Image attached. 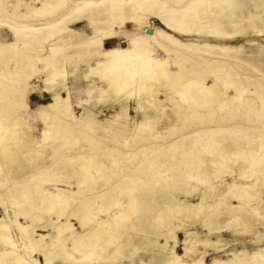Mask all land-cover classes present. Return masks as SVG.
I'll list each match as a JSON object with an SVG mask.
<instances>
[{
	"label": "bare ground",
	"instance_id": "bare-ground-1",
	"mask_svg": "<svg viewBox=\"0 0 264 264\" xmlns=\"http://www.w3.org/2000/svg\"><path fill=\"white\" fill-rule=\"evenodd\" d=\"M99 2H102L103 5ZM163 2L168 5L164 6ZM33 3L36 5H31ZM180 3L182 4L179 5ZM249 3H252L254 7L262 8L261 16L251 11L246 14L240 12V9L237 10ZM263 4L264 0H140L130 6L127 1L123 0H0V15L3 12H8L10 17L12 15L14 18L18 14L23 15L26 18L22 23L32 27L31 34L30 32L24 34L27 37L23 39L24 46L13 49L12 42H2L3 31L0 26V171L4 172V178L10 183L21 176L36 175L33 172L47 175L46 180L32 186H15L11 183L0 190V206L8 202L10 204L7 208H3L1 211L3 214L0 215V264H35L34 261L16 253L21 248L27 252L34 250L41 252L44 261L51 264L50 253L53 247H62L63 243L72 236L77 237H72L74 239L73 246L76 249L84 248L86 253L92 252L99 246L101 248L108 247L117 240L118 232L125 227V224L134 218L138 221L140 232L148 234V237L152 233H156L157 237H164L162 243L158 242L157 238L153 240L148 237L136 238L139 241L144 239V242L156 246L157 250L150 255V264H205L203 259L207 251L200 252L199 259L187 261L185 258L190 257L191 252L198 245L204 247L225 246L227 243L219 236L216 240L210 237L215 233V229L225 228L234 233L237 220H243L242 229L246 228V220L251 215L256 213L258 219L262 218L257 210L250 207V201L253 198L263 200L257 189L264 182V136L257 134L251 137L246 133V129L259 130L264 127V43H256L252 40L249 44L253 45V57L248 59L241 55L242 45L228 44L224 40L239 36L240 32L245 33L248 29H252L253 35H263L264 37ZM86 8L88 10L81 17L87 22L85 28L91 29L92 34L84 39L86 44L81 52V61L87 65L83 77L89 80L85 87L91 93L93 86H97L98 92L95 90L97 93L93 95L95 98L93 107L99 102H104L109 103L106 107L117 106L119 109L114 110L101 121L96 119V112L92 108L85 107L79 117L72 112L69 101L71 88L70 84L66 83L68 73L64 66H60V58L55 56L60 51L59 47L55 45L61 42L62 38L52 39L50 43L53 61L44 62L39 55L32 58L27 56L29 50L26 45H29L31 50L42 47L41 38L38 36L41 27L54 28L65 19L68 12H72V10L82 12ZM140 11L151 12L171 31H166L159 26L153 27V40L163 51L165 57L156 55L154 50L149 48V42L141 35H137L130 41H124L125 44L122 42L123 46L111 48L103 46V41L106 39L119 36L123 39L124 34L118 29L123 24L134 21ZM20 15L18 16L20 17ZM8 26L12 28L15 24ZM74 30L80 33L83 31L77 27H74ZM15 32L20 34L19 30H15ZM52 35L53 33H48L42 38V41H48ZM194 35L206 38L192 37ZM32 41L34 45H30L33 43ZM184 57L190 58L184 62L182 61ZM259 57H262L263 60ZM29 59L32 60L29 61ZM90 60L94 62L89 63ZM229 61L231 62L229 63ZM28 62H30L28 66L30 72L38 68V73L43 74V78H41L43 85L37 87V92L42 93V90H45L50 94L51 101L38 105L32 109V112L34 118L39 119L43 124V140H51L48 144L51 147V154H44L40 151L39 147L43 146V143H37L34 136H28L29 133L27 137L17 136L19 129L17 130V116L14 112L17 108H24L28 105L25 95L30 87L26 88L25 86L29 85V74L24 75L22 72ZM36 62H39L38 66ZM242 62L247 63L255 70L258 75L255 82L252 80L251 72L243 71L242 74L239 71L242 69L240 66ZM171 65L175 67L173 71L169 69ZM197 65L201 67H197ZM203 65L207 66L202 68ZM231 71L236 72V77L232 78L233 80L226 78ZM239 75H244L248 81L247 84L237 85L235 82L237 87L232 90L234 93H228V89L226 90L225 87L234 84V81L239 79ZM205 77L211 78L209 83H205ZM153 82L161 86L160 92L149 85L154 84ZM100 83L103 86H100ZM250 85L253 86L252 90L249 89ZM34 87L36 86H32L31 90ZM62 87L66 88V97L60 94ZM159 93L164 94L166 99L169 98L168 100L172 98L178 117L177 120L175 119L176 121L170 120L161 131L157 128V124L165 114V106L163 105L164 100L158 97ZM251 93L254 95L251 96ZM120 94L124 97H120ZM118 95L119 97H117ZM129 98L136 104V118H133L135 125L133 129L129 130L132 134H129L142 137V139H166L171 137L177 125L185 124L191 117L195 127L190 131L191 133L182 135L181 139L191 140L190 143L194 141L196 143L199 138L206 141L199 147H191L189 143L183 144L182 147L173 146L172 142L152 145L145 143L142 145L140 153H134V159L137 162L135 164L146 163L152 168L156 164L164 163V161L158 160L161 154H167L169 157L173 155L174 150L189 148L194 152H185L184 154L192 155L194 157L193 165L196 164V168L189 171L211 176L215 173L218 163H225L230 159L238 161L236 159L240 156L241 164L247 163L245 166L247 169H238L239 179L242 182L238 179L232 180L225 187L216 183L217 185L212 187L214 191H209L210 185H207L209 189L202 190L195 203L187 199H178L175 196L169 197L166 192L170 191L171 185L167 188L160 184L152 192L146 193L145 191L141 195V190L137 189H140V183L146 179L141 180L129 175L128 179L124 177L121 180L119 174L131 172L132 167L124 165L120 169L114 168L119 166L123 151L117 148V144L113 148L106 145V150L109 147L108 153L113 155L107 161H96V159L84 156L86 149L84 151L81 146L74 147V149L69 147L74 145L76 140H80L78 138H73L72 141L69 139V137L75 136L78 131H81L82 134L86 131L107 132L110 136L106 139L113 140V142L119 141L120 138L123 139L125 130L128 129L127 125H124L125 122L121 123L120 120L130 116L128 115ZM200 101H202V105L199 104ZM182 102L186 103L185 106L179 105ZM17 119L21 120L19 117ZM223 121L228 122L227 127L231 125L230 128H233L235 124L241 127L238 130L231 129L229 131L234 135L229 134L222 137L201 135L206 132V128L216 127ZM217 122L218 124H216ZM146 131L148 133L143 135ZM257 136L259 137L257 138ZM127 139L126 136L122 140L126 147L130 144ZM254 140H258L259 143L253 144ZM65 147L69 148H66V152L69 154L61 153ZM162 148L165 152L158 153L153 159H147L148 151L153 150V153H156ZM227 148L237 149L236 154L220 153V150H227ZM114 149H118L121 154L119 156H116L115 153L112 154ZM215 150L219 153H215ZM143 155L146 156L145 160L141 158ZM174 163L182 164L179 161ZM67 164L76 167L69 171L64 168ZM166 171L168 170L163 172ZM177 171L179 170L177 169ZM65 172L68 176L66 178H74L75 183L67 179L50 182L53 173L63 178L62 174ZM103 172L108 173L105 176ZM69 173L72 176H69ZM179 176L181 175L175 176V179L177 180ZM194 176L196 175L193 174L192 179L197 183L204 182L203 176L198 178ZM161 177L164 179V176ZM134 181H137V184L129 185L126 189L122 188ZM115 183H119L117 185L119 188L113 190L114 196H111L112 194L105 196V192H109V188L114 187ZM89 186H93L94 189L91 194L87 193V195L86 190ZM199 190L201 191V189ZM252 190H257V193H251ZM118 196L128 198V209L125 208L126 204L122 200H118ZM209 197L214 201L208 202ZM231 199H235V201L231 202ZM115 204L122 209L114 210V212L117 211L116 213L109 211V207ZM200 213L205 215L200 217ZM208 213L212 214L211 220L221 217L222 213H229L230 216L225 226L217 228V225L210 227V220H205ZM43 214L47 218L40 221ZM100 214L105 216L97 217ZM19 216H22L25 222H16L15 218ZM53 217L56 219L55 221L52 220ZM70 219L79 223L81 228L79 232L74 233ZM198 221L201 222L200 225L203 222V226L208 228L204 237H201L196 228ZM261 224L264 225V221ZM47 226L56 230L55 235L51 236L52 238L48 241L45 238L50 236L49 234L36 232L37 228L43 229ZM189 226H195L194 229H196L192 230ZM178 231L184 233L183 240L177 239ZM13 232L19 236L16 240L15 237L11 239ZM256 234L257 241L264 240V230L258 231ZM123 236L126 239L129 238L124 234ZM13 240L16 242H12ZM254 240L253 242H255ZM169 241L172 244H168ZM239 242L241 243V241ZM178 244L182 245V254L176 250ZM135 248L136 244L132 245L130 250ZM119 253L120 251H118ZM85 254L84 256L87 258L88 254ZM128 254H121L129 259V263L123 264H134L136 259ZM225 254L226 258L215 256L209 264H264V243L257 244L253 248H248L246 245L238 249L232 248ZM112 256L114 257V252L112 255L111 253L105 254L104 257L107 259L103 264H113L111 260H108ZM73 259H75L74 256Z\"/></svg>",
	"mask_w": 264,
	"mask_h": 264
},
{
	"label": "rangeland",
	"instance_id": "rangeland-1",
	"mask_svg": "<svg viewBox=\"0 0 264 264\" xmlns=\"http://www.w3.org/2000/svg\"><path fill=\"white\" fill-rule=\"evenodd\" d=\"M123 1H127V3L130 6V5H133L134 3H137V1H140V0H123ZM99 3L101 5H103L102 2H99ZM182 3H180L179 5H181ZM34 4L36 5V3H33L31 5H34ZM163 5L167 6L168 4L166 2H163ZM99 7L101 8V6H99ZM244 8H246L247 10ZM21 9H23V8H21ZM173 9L175 10V7ZM87 10H88V8L84 9L82 12H77V11H73V10H72V12L71 11L68 12L66 14L65 19L59 25H57L54 28H47V27L42 28L41 27L39 29L38 36H39V38H41L40 44H42V47L40 49L34 48L31 50L30 47H28L29 45H26L27 50H29V53H27V56L28 57L31 56V58H32V57L39 55V57L43 58L44 62L53 61V59H52L53 54L51 52L50 43L52 42V39L62 38L61 42H58L57 45H55V46L59 47V49H60L59 53L56 54L55 56H58L60 58V62H59L60 66H64L67 73H68V75L66 77V83L70 84V88H71L70 94H69V101L71 104L72 112L75 116L79 117L85 107L92 108V110L96 112V119L101 121V120H104V118L108 117L111 113H113L114 110H119V109L117 106L114 108L106 107L107 105H109V103H104V102H99L96 104L95 107H93L92 104H94V101H95V98L93 95H95L98 92L97 91L98 89L96 88L97 86H93V88L91 89L92 90L91 93L85 87V85L87 84V82L89 80L86 79L85 77H83V73L87 70V65L85 64V62L81 61V52L84 50L85 44H86V42H84V39H86L87 36H91L92 30L91 29L87 30L85 28V25L87 24V22L81 16L84 13H86ZM237 10H239L240 12L242 11L244 13L251 11V12L261 16L262 8L259 6L254 7L252 3H249L242 8H238ZM138 14H139V16H137L134 21L123 24L118 29V31H120L122 34H124L123 36L121 35L123 37V39L119 36V37H116L114 39L112 38L109 40H105V43H104L105 47L111 48L114 46H123L122 42L125 44L124 41H130L131 39H133L137 35H141L144 39H146L149 42V48L153 49L154 53L156 55H158L159 57H165V54L163 53V51H161V49H159V47L156 45V43L153 40V34H154V28L153 27L159 26L166 31H170V30L168 28H166V26H164L159 21V19L155 18L151 12L140 11ZM18 15H20V14H18ZM18 15L16 16V18H14V16H12V15L10 17L8 12H6V13L3 12L0 15V26H1V29L3 31L2 34L0 33L1 34V40H2V42H12L13 43L12 46L14 47L13 49L22 48L24 46L22 44L23 39L27 38L24 36V34H29V32H30V34L32 33V30H31L32 27L26 26L22 23V21L26 17L23 15H20V17H21L20 18ZM13 23L15 24V26L12 28H9L8 25H12ZM74 27H77L83 31L81 33L75 32L77 30H74ZM15 30L16 31L19 30L20 34H16ZM251 31H252V29L251 30L248 29L245 33L240 32L239 36L233 37V38L228 39V40L225 39L224 41H225V43H228V44L242 45L243 51H242L241 55H244V57L251 59L253 57V54H252V52H253L252 46L253 45L250 46L249 43H251L252 40H254L253 42H256V43L257 42L264 43L263 35L255 36V35H253V33H251ZM48 33H53V35L49 38L48 41L43 42L42 38H44L45 35H48ZM192 37L200 38V39L206 38V37H199V36L197 37V35H194ZM207 38L210 39V37H207ZM211 41H214V40H211ZM30 45H34V42L31 43ZM245 47H247V49L244 50ZM189 58L190 57H184L182 61L185 62V60H189ZM259 59L263 60L262 57H259ZM31 60L32 59H29V61H31ZM93 62H94L93 60L89 61V63H93ZM230 62L231 61H229V63ZM29 63L30 62H28V64L25 65L23 67V70H22L24 75L29 74V77H28L29 85L25 86L26 88L30 87L29 91H27V93L25 95V101L27 102L28 105L24 108H17L14 112V114H16L15 116H17L21 119V120H18L16 117V123H17L16 126L18 127V128L17 127L16 128H17V130L19 129L17 136L23 135L22 137H24V136L27 137V134L29 133L28 136H34L36 141H38L37 143H40V144L43 143V146L39 147L40 151H42L44 154H51L52 153L51 147L48 146V144H50L51 140H45V141L43 140V138H44L43 134H42L43 124L41 123V121L39 119L34 118V113L32 112V109H35L40 104L48 103L49 101H51V98H50V94L48 91L46 92L45 90H42V93L37 92V87H41L43 85L42 79H41V78H43V74L38 73V71H39L38 68L35 69V71L33 70L30 72V70L28 68ZM36 65L38 66L39 62H36ZM206 66L203 65L202 68L206 67ZM240 66L242 69L239 71L242 74H243V71H246L247 73L251 72L253 74L252 80H254V82H255L256 78L258 77L255 70L253 68L249 67L248 64L245 62H242L240 64ZM197 67H201V66L197 65ZM228 67H230V66H228ZM174 68L175 67L173 65L169 66V69L172 71L174 70ZM235 73H236L235 71L229 72V75L226 78L233 80L232 78L236 77ZM210 80H211L210 77H205V83H209ZM162 82L163 81L161 80V83ZM235 82L237 85H239V84L245 85V84H247L248 81H247V79L244 78V75L243 76L239 75V79L234 81V84L227 85L225 87L226 90L228 89L227 90L228 93H234V91H232V90H234V88L237 87ZM153 83L154 84L151 83L149 85H152L153 88L155 87L154 90L158 89V92H160L162 90L161 86H159L158 83H155V82H153ZM34 85L36 87H34L31 90V87ZM100 86H103V85H101V83H100ZM249 89L252 90L253 86L250 85ZM60 94H61V96L66 97L67 96L66 88L62 87L60 89ZM121 94H123V93H121ZM121 94H120V97H124ZM250 95L253 96L254 94L251 93ZM117 97H119V95ZM158 97L160 99L164 100L163 105L165 106V109H164L165 114H164L163 118L160 120V122L157 124V128L161 131L169 123L170 120H172V122L176 121L178 119V117L176 116L175 108L173 106V105H175V103L173 102L172 98H171V100H168L169 98L166 99V96L162 93H159ZM128 104H129L128 115H130V116L127 119H121L120 120L121 123L125 122L124 125L125 124L127 125L128 130H125L126 132L123 135V139H124V137L127 136L128 143H130L128 145V147H126L124 145L122 138H120V140L117 142H113V140L106 139V137L109 138L110 135L107 132L103 133V131H97V132L86 131L83 134L81 133V131H78L75 136L69 137V139H71V141L73 138H78L80 140L79 141L76 140L77 141V142H75L76 144L74 143V145L69 146V147L71 149H74V147L76 148V147L81 146L82 148H84V151L86 149L84 156L91 157V158H93V160L96 159V161H98V160L107 161V159L108 160L111 159L112 157H110V156H113V155H111V153H108L109 147L106 150V145L111 146L113 148V146L115 144H117V148L119 150H121V151L123 150V151L121 152L122 153L121 154V153H119L118 149L112 150V154L115 153L116 156H119V154H121V162L118 163V165H119L118 167H114V168L120 169V168H123L124 165H130V167H132L131 172L127 171V173H125V174H122V175L119 174V177H121V180L124 179V177H125V179H128L129 175L133 176V177L134 176L138 177L141 180L146 179L144 182L140 183V189L139 188L137 189V190H141V192H140L141 195L144 194L145 191H146V193L152 192L153 189H155L157 185L162 184L164 187L171 185L172 188H170V191L166 192L169 197L175 196L178 199L179 198L180 199H187L188 201L195 203L198 200V198L200 197L202 190L209 189L208 188L209 185H210L209 191H214V190H212V187L217 185L216 183H218V184L220 183L222 185L221 187H225L228 184V182H230L232 180L238 179V180H240V182H242L241 179H239V174H238L239 170L238 169H244V170L247 169L245 167L247 163L241 164V162H240L241 157L240 156L238 159H236L238 161H235L234 159H230V160L226 161L225 163H218L215 167V173L212 174L211 176H208L207 174L198 172L200 174V176H199L198 173H195V172L193 173V172L189 171L190 169L194 170V168H196V166H195L196 164L193 165L194 157H192V155L184 154L185 152H187V153L188 152L189 153L194 152L192 150H189V148L187 150H183V149H177V151L174 150L173 155H170L169 157L167 156V154L166 155L161 154L160 155L161 157L159 156L158 160H162V161H164V163L163 164H161V163L156 164L152 168H150L151 166L150 167L147 166L146 163L135 164L137 162H135V159H134L135 154L134 153H140L141 152L140 149H141L142 145L145 143L152 145L154 143L155 144H158V143L159 144L160 143L161 144H168L169 142H172V145L177 146V147H182L183 144L189 143V146H191V147H193V146L199 147L200 144H202L206 141H204V140L202 141V138H199L197 141L198 143L197 142L195 143V141L193 143H190L191 140L190 141H184L183 139H181L182 135L184 136L185 134H189V132L192 131L193 128L195 127L191 117H189L188 121L185 124L177 125L176 126L177 128L174 130L171 137L166 138V139L165 138L164 139H158V138H155V139H145L144 138V139H142V137L133 136V135H131L132 133L129 130L133 129L134 125H135L133 123V118L134 117L136 118V113H135L136 112V110H135L136 104L133 100H131V98L128 99ZM185 104L186 103H184V102L179 103V105H181V106L182 105L185 106ZM199 104L202 105V101H200ZM201 110H203V109H201ZM224 122H226V123H224ZM227 123H228L227 121H223L219 125H217L216 127H214V126L208 127V128H206V132L201 133V135L202 136L211 135L212 137H222V136H226L229 134L234 135L233 133H229V131H231V129H234L233 131H235V130L240 129V127H241L238 124H235L233 128H230L231 125H230V127H227ZM216 124H218V122ZM238 126H239V128H238ZM243 127H245V126H243ZM129 133H131V134H129ZM147 133L148 132L146 131L143 133V135H146ZM246 133L249 134L251 137L256 136L257 134H261L262 136H264V127L259 129V130H253V129L250 130L249 128H247ZM258 137L259 136H257V138ZM258 143H259L258 140H256V141L254 140V142H253V144H255V145ZM66 148H68V147H65L63 150H61L62 154L64 152L67 153ZM234 150H235L234 148H227V150L222 149V151L220 150V153L225 152L226 155H228L230 153L236 154L237 149L235 151ZM163 152H165V150H163V148L161 150L157 151L156 153H153V150H150L147 152L149 154L147 159L148 158L153 159L155 156L158 155V153H163ZM212 152L214 153V151H212ZM259 152H261V151H259ZM215 153H219V152L215 150ZM67 154H69V153H67ZM141 158H143V160H145L146 156L143 155V156H141ZM191 158H193V159H191ZM196 160H199V159H196ZM177 161L182 162V164L174 163ZM218 165H219V167H218ZM240 165H242L243 167ZM229 166H231V167H229ZM75 167L76 166L67 164V166L64 168L68 169L70 171ZM221 167H225V168L221 169ZM147 168H148V171H146ZM150 169H152V170H150ZM177 169L179 171H177ZM220 169H221V171H220ZM164 170H168V171L163 172ZM236 170H238V171H236ZM223 171H225V172H223ZM228 172H230V173H228ZM33 173L36 174V175H34L35 177L32 175L28 176V177L21 176L16 181L11 182L12 185H15V186L16 185H18V186H23V185L32 186L35 183L43 182L44 180H46V177H47L46 174H37L36 172H33ZM71 173H69V176H72ZM107 173L103 172V174L105 176ZM147 173H148V175H147ZM178 174H180L181 176H179L178 179L176 180L175 176H177ZM193 174L196 175L194 177H197V178L203 176L204 182L203 183H197L194 179H192ZM62 175L64 176L63 178L58 177V174L53 173L51 175V178H50L51 181L50 182L54 183L57 180H62V179L66 180L67 179L69 181H74V183H75L74 178H71V177L69 179L66 178V177H68V176H66L67 175L66 172ZM189 175H191V176L189 177ZM161 176H164V179ZM187 177H189V178L187 179ZM230 177H232V178H230ZM4 179H5L4 178V172L0 171V190H2L4 187L11 184L8 180H6V179L4 180ZM171 181H173V183H171ZM63 184H61V185H63ZM118 184L119 183H115L114 187H110L109 192H105V196H107L109 194H112L111 196H114L113 190H117L119 188L117 186ZM132 184H137V181H134L133 183L131 182L130 184H127L125 186H123V184H122L123 187L122 186L121 187L123 189H126L129 185H132ZM47 185L49 187L50 186L52 187V185H50V184H47ZM206 186H207V188H206ZM73 187H74V185H73ZM93 189H94L93 186H89V188L86 190V194L87 193L91 194ZM199 189H201V191ZM257 190H259L260 198H263V200L261 199V201H260V199H258V198L257 199L253 198L250 201V207L257 210L258 214L261 215L262 218L258 219V217H257L258 215L256 213H255L256 215L255 214L251 215L246 220V222H247L246 228L243 227L242 229H241V223H243V220H240V219L237 220L236 225H235V229H234L235 234L233 232L227 231L225 228H222L221 230L215 229V233L211 234L210 237L213 240H216L217 236H219L227 244L223 247H213V246L204 247V246L198 245V246H196L195 250L193 249V252H191L190 257L185 258V260L189 261L190 259H197V258L199 259L198 256L200 255V252L207 251V253L204 256V259H203L204 262L203 263L209 264L211 262V260L213 259V257H215V256L223 258V259L226 258L225 252L227 250H231L232 248L238 249V248L243 247L244 245H246L248 248H253V246H255L257 244H263L264 240L261 239V240L257 241V239H256L257 234L256 233H258V231L264 230V225L261 224V222L264 221V182H262L260 184V186ZM257 190H255V191L252 190L251 193L255 194V193H257L256 192ZM162 191H164V190H162ZM157 194H155V195H157ZM89 196L91 197V195H89ZM124 198H126V197L125 196H123V197L118 196V200H122L123 203L126 204V207H125V205H123V206L128 209L129 208V206H127L128 198H126V199H124ZM210 198L211 197H209V199H207V201L213 202L214 200L212 198L211 199ZM233 201H235V199H231V202H233ZM8 203L4 204L3 206H0V208H1L0 209V215L3 214L1 212L3 210V208H7L8 206H10V204H8ZM234 203H236V202H234ZM119 208L122 209L121 207H118V205H116V204L111 205L109 207V211H113V212H114V210L118 211ZM117 211H115L114 213H116ZM199 215H200V217H202L205 214L200 213ZM221 215H222L221 217H217L216 219L211 220V218H213L212 214L208 213L207 214L208 217H206L205 220L206 221H207V219L210 220V227H213L214 225H217L216 226L217 228L223 227V226H225L226 222L228 221L230 215H229V213H226V214L222 213ZM103 216H105V215H103V214L97 215V217H103ZM42 217L40 218V221H42V219L47 218L45 216V214H43ZM15 220L18 223L25 222L24 221L25 219H23L22 216L16 217ZM52 220L55 221L56 219L53 217ZM70 220H71V223L74 227V230H73L74 233L79 232L81 230L79 223L74 219H70ZM200 223H201L200 221L197 222L196 228H197V230H199L201 237H204L205 236L204 234H206L208 232V228L203 226L204 225L203 222L201 225H200ZM208 223H209V221H208ZM190 227L191 226H189V228ZM194 227L195 226L191 227L192 230L196 229V228L194 229ZM124 228L121 229L122 231L120 230L118 232L119 237H117V240H115L112 245H110L108 247H104V248H101V246H99V247L95 248L90 253L89 252L86 253V250L84 248L83 249L82 248L76 249L72 243L74 240L73 238H77V237L72 236L73 238L70 237L69 239H67L63 243V245H62L63 248L58 247V246L53 247L52 252L50 253V255H51L50 258H52L51 264H57V262H58V264H68V263L69 264H78V263L79 264H82V263L83 264H103L106 261L105 259H107L104 257V255L109 254V253H111V255H112V252H114V257L112 256L108 260H111L113 262V264L129 263L128 262L129 259L125 258V256L121 255L124 253H129L128 256L131 254L132 257L134 259H136L133 262L134 264H150L151 263V260H150L151 256L150 255L152 254V252H155L157 250L156 246H154L150 243L144 242L145 241L144 239H141L142 242L139 241L138 239H136L138 237L146 238V237H148V234L146 235L145 233H142L138 230V221L135 218L132 220H129V222H127L125 224ZM14 232L11 234V237L13 236L11 239H13L15 237V240H16V238H18L19 236H16L17 234H15ZM36 232L37 233H43V234H49L50 236H46V238H45V240L48 241V239L52 238L55 235L56 230L51 229L50 226H47L46 228H43V229L37 228ZM123 234L128 236L129 238L126 239V237L123 236ZM149 235H150L148 237L149 239L153 240V239L157 238L158 242H161V243L164 242L163 236L157 237L156 233L155 234L152 233ZM184 237H185L184 233L182 231H178L177 239L183 240ZM254 238H255V240H254ZM15 240H13L12 242L15 243L16 242ZM253 240L255 242H253ZM238 241H241V243L240 242L238 243ZM19 242H20V240H19ZM169 243L172 244L171 241H169L168 244ZM134 244H136V248L131 251L130 248ZM117 247H118V249H117ZM176 250L179 254H182L183 253L182 245L178 244L176 247ZM88 251H90V250H88ZM107 251H109V252H107ZM118 251H120L119 254H118ZM16 253L23 258H27L30 261H34L35 264H37V263L38 264H47L44 261L45 259H44V256L41 254V252H38L36 250L31 251V252H27V250L21 248V249H18V251H16ZM63 253H64V255H61ZM85 253L88 254L87 258H85V256H84ZM73 256L75 259H73ZM95 261H96V263H95Z\"/></svg>",
	"mask_w": 264,
	"mask_h": 264
},
{
	"label": "crops",
	"instance_id": "crops-1",
	"mask_svg": "<svg viewBox=\"0 0 264 264\" xmlns=\"http://www.w3.org/2000/svg\"><path fill=\"white\" fill-rule=\"evenodd\" d=\"M113 39H114V38H113ZM106 40H109V39H106ZM104 43H105V40L103 41V46L105 47ZM106 48H108V47H106Z\"/></svg>",
	"mask_w": 264,
	"mask_h": 264
}]
</instances>
